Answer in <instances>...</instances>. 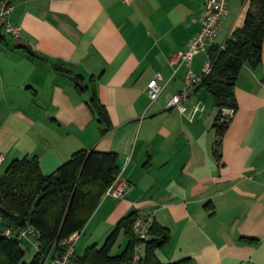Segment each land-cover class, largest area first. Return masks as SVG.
I'll use <instances>...</instances> for the list:
<instances>
[{
	"label": "crops",
	"instance_id": "crops-1",
	"mask_svg": "<svg viewBox=\"0 0 264 264\" xmlns=\"http://www.w3.org/2000/svg\"><path fill=\"white\" fill-rule=\"evenodd\" d=\"M13 3L10 20L22 30L19 38L0 31V169L35 155L51 174L74 152L96 149L119 155L128 183L124 197H101L77 239L85 236L84 248L75 253L100 246L136 212L168 230L169 241L155 250L163 263L264 264V40L261 64H245L235 82L238 110L219 138L214 96L205 87L185 102L188 110L197 101L205 105L194 120L167 107L189 67L170 59L201 30L205 0ZM249 4L229 0L213 44L244 25ZM205 57L195 55L196 72ZM74 74L83 76L82 91ZM158 74L163 89L152 101L147 87ZM93 90L110 125L89 106Z\"/></svg>",
	"mask_w": 264,
	"mask_h": 264
},
{
	"label": "trees",
	"instance_id": "trees-1",
	"mask_svg": "<svg viewBox=\"0 0 264 264\" xmlns=\"http://www.w3.org/2000/svg\"><path fill=\"white\" fill-rule=\"evenodd\" d=\"M249 3L244 25L233 31L223 44L224 47L220 44L210 46L212 70L199 86L205 87L214 96L217 114L213 126L219 138L238 110L235 82L241 70L245 64L256 68L262 62L264 0H249ZM57 69L73 74L60 66ZM74 79L79 91H82L83 76L74 74ZM88 103L98 121L110 125L107 108L95 90ZM107 129H103V132ZM120 170L119 155L116 152L96 149L74 152L51 174L42 171L35 155L12 160L0 176L1 221L12 223L13 230L31 226L38 235H8L7 228L4 229L0 233V264H48L49 259L57 262L68 249L65 240L85 228L101 197ZM41 194L42 199L34 207ZM138 216L133 212L121 218L100 246L92 244L82 255L74 252L70 264H122L130 261L135 246L140 242L134 230ZM122 231L126 235V243L120 253L114 254L113 247ZM150 234L152 237L145 241L140 264H167L157 258L155 250L169 241L168 230L154 222ZM25 238H32L37 248L30 261L25 260L27 250L21 245ZM186 262L181 260L169 264Z\"/></svg>",
	"mask_w": 264,
	"mask_h": 264
},
{
	"label": "built area",
	"instance_id": "built-area-1",
	"mask_svg": "<svg viewBox=\"0 0 264 264\" xmlns=\"http://www.w3.org/2000/svg\"><path fill=\"white\" fill-rule=\"evenodd\" d=\"M228 2L229 0H205L206 7L208 8V14L202 21L201 30L195 35L188 43L185 49L176 51L170 61L172 64L181 66L182 64L189 65L184 75L182 89L174 94L169 100L167 107H177L181 112L186 113L190 120L205 110V105L201 101H197L190 110L186 106L185 102L191 96V94L201 85L203 80L212 70V59L209 55V48L213 45V42L219 35L223 28V22L228 14ZM13 0H1L0 2V26L4 29L5 33L11 37H21V26L15 25L11 22V15L14 11ZM224 44V43H223ZM223 44H221L222 47ZM204 52L206 57L202 66L201 72H196L191 64L197 53ZM161 76L158 74L154 79L148 83L147 94L152 101L157 100L163 86L160 84ZM5 159L4 155H0V164ZM128 189V183L123 176L122 170L115 177L112 184L107 188L104 195H111L116 198L124 197ZM2 219L0 215V220ZM154 217L148 215L146 217H140L135 221L134 230L140 242L135 246L133 257L130 261L122 264H140L141 257L143 255L145 241L149 240L152 236L150 229L154 225ZM6 234H16L20 237H36L37 231L28 226L26 228H17L15 230L7 228ZM80 232H75L68 239L65 240L68 243V249L66 253L57 259L59 264H70V257L74 255L75 245L74 242L79 238Z\"/></svg>",
	"mask_w": 264,
	"mask_h": 264
},
{
	"label": "rangeland",
	"instance_id": "rangeland-1",
	"mask_svg": "<svg viewBox=\"0 0 264 264\" xmlns=\"http://www.w3.org/2000/svg\"><path fill=\"white\" fill-rule=\"evenodd\" d=\"M196 58H197L196 59L197 62H199L203 58V56L197 55ZM5 170L0 169V172H2V171L5 172ZM4 172H2L0 174V176L2 174H4ZM3 231H4V225H3V222L0 220V233H2ZM125 237H126V235H125L124 231H122L120 233L119 237H118V240H117L116 244L113 247V253H117L118 251L119 252L122 251V249L124 248V243L123 242H124ZM84 242H85V236L84 235L82 236V239L80 241L76 240L74 242V245H75V247L77 249V252L83 250ZM21 245H22L23 248H25L27 250L26 256H25V260L26 261H30L32 259V257L35 255V253L37 252L36 246L33 244L32 241H30L27 238L22 240ZM48 264H58V263L56 261H53L52 259H49Z\"/></svg>",
	"mask_w": 264,
	"mask_h": 264
},
{
	"label": "water",
	"instance_id": "water-1",
	"mask_svg": "<svg viewBox=\"0 0 264 264\" xmlns=\"http://www.w3.org/2000/svg\"><path fill=\"white\" fill-rule=\"evenodd\" d=\"M42 197H43V194H41V195L37 198V200H36L35 203H34V207H37V206H38V204H39L40 200L42 199Z\"/></svg>",
	"mask_w": 264,
	"mask_h": 264
}]
</instances>
